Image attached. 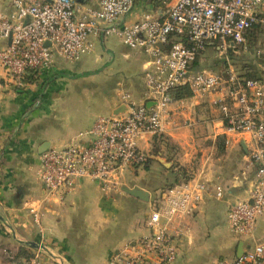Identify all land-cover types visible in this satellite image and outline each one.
<instances>
[{"label":"built area","instance_id":"1","mask_svg":"<svg viewBox=\"0 0 264 264\" xmlns=\"http://www.w3.org/2000/svg\"><path fill=\"white\" fill-rule=\"evenodd\" d=\"M6 1L12 12H0V38L7 42L0 49V72L16 89L23 88L30 75L51 70L55 57L74 62L90 53L91 36L117 37L147 57L142 103L123 95V112L98 117L85 133L41 153L43 200L28 207L39 228L41 203L60 201L82 179L95 182L106 194L122 193L124 171L143 169L151 159L139 141L147 143L149 137L164 134L173 91L186 87L192 97L208 99L217 109L226 146L238 138L246 141L254 178L248 197L228 207L226 220L238 241L253 237L258 219L264 216V0H159V15L145 12L134 21L129 17L135 0ZM91 1L95 4L88 5ZM255 26L261 32L257 69L248 78L234 69L229 55L247 51L248 35ZM207 48L222 56L221 74L194 67ZM208 192L216 199L224 196L221 186L200 178L166 189L162 204L146 219L148 234L124 243L105 264L174 262L177 246L169 226L190 216ZM242 247L239 257L220 258L215 264H264V243ZM46 258L63 264V257L41 238L29 259L14 264H43Z\"/></svg>","mask_w":264,"mask_h":264},{"label":"crops","instance_id":"2","mask_svg":"<svg viewBox=\"0 0 264 264\" xmlns=\"http://www.w3.org/2000/svg\"><path fill=\"white\" fill-rule=\"evenodd\" d=\"M135 2L129 21L145 12L160 14V3L156 5L151 0ZM0 12L7 15L12 12L6 0H0ZM90 40L92 51L97 43L108 53L112 51L105 47L104 39L91 36ZM6 45L7 42L0 38V49ZM121 56L128 66L124 77L130 82L132 74L126 73L130 74L132 68L137 75L135 79L138 80L140 74L142 77L147 57L135 51L123 52ZM58 60L62 61L56 57L51 70L37 77H27L21 89H16L0 72V264H14L9 259L19 247L32 254L34 245L41 238L53 253L63 257V264H105L109 255L124 243L148 234L146 219L162 204L166 190L157 189L175 182L178 169H189L194 163H198L195 177L221 186L224 196L216 199L212 192L206 193L190 216L169 226V233L177 246V256L171 264H215L222 256L234 257L239 243L244 246L252 242L264 243V216L258 219L253 237L243 241L235 239L225 224L228 207L248 197L254 178L255 168L248 162L246 141L238 138L226 146L221 135L219 112L208 99L194 97L174 99L168 107L162 136L177 147V154L162 149V156L150 155L152 138L149 137L147 143L139 141V147L151 156V163L146 169L131 170L135 176L132 185L123 183L121 188H140L148 193V202L123 192L106 194L95 182L82 179L76 189L60 201L41 203L43 214L39 228L28 207L43 200L44 191L39 181L40 155L53 147L45 140L40 125L48 111L44 107L50 98L49 91L53 90L51 95L57 94V97L59 87L56 85L67 78L59 75L60 70L66 69L60 68ZM66 74L71 76L69 79L76 76L70 71ZM99 80L101 85L106 79ZM130 87L129 99L135 104L142 103L143 85L135 81ZM118 91L114 89L108 100L111 102L110 115L125 109L126 102L117 104L115 94L118 95ZM119 94H123V90ZM203 111L206 116L199 115ZM214 128L215 133L208 136L206 131ZM207 138L212 140L211 148L208 151L202 149V155L198 157L194 142ZM197 157L196 163L194 159ZM158 159L168 162L170 167H165ZM156 198L158 205L153 204ZM225 226L229 238L223 233ZM43 264L54 263L47 259Z\"/></svg>","mask_w":264,"mask_h":264},{"label":"rangeland","instance_id":"3","mask_svg":"<svg viewBox=\"0 0 264 264\" xmlns=\"http://www.w3.org/2000/svg\"><path fill=\"white\" fill-rule=\"evenodd\" d=\"M260 38L261 32L258 29L253 37L249 36L247 40V51L229 55L231 63L238 73L246 76L255 75L257 69L256 49ZM104 41L105 47L112 50L111 52L108 53L104 49H101V45L99 46L97 43L95 51L82 54L80 58L74 62L64 61L62 59H60L62 61L58 60L60 68L66 69L65 71L60 70L59 75L66 76L67 78L56 85L59 87L57 90V97V94H54V97L51 95L54 93L53 90L49 91L50 98L48 97L45 101L46 104L44 107L48 111L46 112L47 114H45V120H43L40 125V130L51 147H61L63 144L72 141L79 133H85L86 129L91 123L93 124L96 118L109 116L111 113V102L108 100L111 99L110 95L114 89L119 90L118 95L115 94V96L117 98V104L120 105L125 104L122 96L130 93V86H132L135 81L145 88V83L141 74L138 75V80L135 79L137 75L134 68H132L130 74L126 73V75L129 76L132 74L130 82L128 77H124L125 69L128 66L121 56V53H132L133 51L126 47L117 37H107ZM195 68L200 70L204 69L213 74H221L225 68L224 60L215 49L207 48L198 57ZM67 70L71 73H75V78L69 79L71 76L66 74V72L68 73ZM103 74H108L109 76L104 77ZM101 78L106 80L102 81L100 85L99 79ZM122 90L123 94H119ZM129 100L132 101L131 99ZM133 100L135 101V99ZM199 115L206 116L204 111ZM207 133L208 136H211L212 133H215V128L213 131H206V134ZM211 141V138L201 141L195 140L194 152L197 153L198 157L202 155V149L208 151L207 149L211 148ZM198 157L194 159L196 163L198 162ZM166 163L169 164L168 162ZM197 164L194 163V166H190L191 168L188 169L191 171L190 179L196 178ZM167 167H170V164ZM131 170L132 169H126L124 171L121 184L125 183L130 186L132 185L133 182L131 181L135 179V176L131 174ZM176 180H178L177 182H183L184 179L181 178V175H178ZM175 182L164 185L157 190L168 188ZM153 200L155 201L153 204L158 205V199L156 198ZM225 224L227 226V220H225ZM226 226L223 227L222 230L226 237L229 238L230 234L227 232ZM223 257L224 256L221 258Z\"/></svg>","mask_w":264,"mask_h":264},{"label":"trees","instance_id":"4","mask_svg":"<svg viewBox=\"0 0 264 264\" xmlns=\"http://www.w3.org/2000/svg\"><path fill=\"white\" fill-rule=\"evenodd\" d=\"M151 1L155 2L156 5H158V3H159L158 2L159 0H151ZM257 30H258L257 26L253 27V29L249 32L248 39H249V36L253 37L257 33ZM196 64H197V61L194 63V67H196ZM35 75H36V73H35ZM254 76L255 75H249L247 77L252 78ZM173 96H174V99L180 100V99L190 98V97H192V94L186 87H178L173 91ZM151 143H152L151 144V151L149 153L150 155L162 156V154H163L162 149L163 150L166 149V151L168 150L169 152L174 153V154L178 153L177 147L173 143L169 142V140L167 138H165L164 136H154L152 138ZM166 160L168 162L171 161V159H169V158H166ZM150 163H151V159H148L144 168L146 169ZM190 174H191V171H189L187 168H183V167L179 168L177 171V176L181 175V178L184 179L183 182H177L178 180H176V182L173 185L169 186L166 189H170L173 186H176V185H179V184H182V183L189 181V179L191 177ZM30 257H31V253L28 250H25L23 247H19L18 251L15 254L10 256L9 260L12 263H18L20 260H23V259L27 260Z\"/></svg>","mask_w":264,"mask_h":264},{"label":"water","instance_id":"5","mask_svg":"<svg viewBox=\"0 0 264 264\" xmlns=\"http://www.w3.org/2000/svg\"><path fill=\"white\" fill-rule=\"evenodd\" d=\"M119 112H121V111H119ZM158 161H160L166 167L169 166L166 162H164V161H162L160 159H158ZM122 192L127 194V195H129V196H131V197L139 199L140 201H143V202H148V200H149L148 193L144 192L143 190H141L138 187H134V188L122 187ZM242 246H243V244L239 243V245L237 247V251H236V256L237 257H239L241 252H242V248H243Z\"/></svg>","mask_w":264,"mask_h":264}]
</instances>
